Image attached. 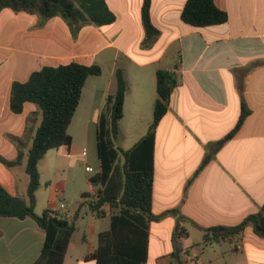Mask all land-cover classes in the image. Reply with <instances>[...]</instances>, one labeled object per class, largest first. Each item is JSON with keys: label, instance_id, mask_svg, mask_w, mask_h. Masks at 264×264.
<instances>
[{"label": "crops", "instance_id": "1", "mask_svg": "<svg viewBox=\"0 0 264 264\" xmlns=\"http://www.w3.org/2000/svg\"><path fill=\"white\" fill-rule=\"evenodd\" d=\"M185 1L151 0L150 18L160 35L148 47L143 46V0H106L116 17L113 24L86 25L76 37L60 17L39 26L36 15L11 9L0 12V156L4 159H16L18 150L9 137H21L28 114L37 109L27 103L21 114L10 111L13 82L24 83L43 67L71 62L101 69L99 76L87 78L72 119L89 124L86 147L76 143L68 129L71 144L49 150L38 163L35 213L72 215L67 221L73 222L74 231L62 264H96L86 258L95 252L99 234L110 229L111 216L117 212L109 204L100 207L99 215L89 208L91 195L99 188L89 180L100 171L93 139L97 152V126L103 114L108 117L106 101L116 92L117 69L123 71L127 84L118 124L140 126L137 133L123 132L118 126L116 146L123 151L144 137L152 123L156 72L169 70L177 81L155 130L151 214L157 219L148 223L144 264H264V236L257 235L252 224L236 235L204 242L206 229L236 227L264 207V0H214L228 14V21L208 27L181 20ZM242 103L249 115L215 151L236 126ZM29 146L24 144L19 165L8 168L0 163V184L8 194L24 200ZM209 153L211 159L195 175ZM79 164L85 177L76 187L77 180L71 184L67 173ZM83 194L87 195L83 198ZM44 242L45 232L33 219L0 218V264H45Z\"/></svg>", "mask_w": 264, "mask_h": 264}, {"label": "trees", "instance_id": "2", "mask_svg": "<svg viewBox=\"0 0 264 264\" xmlns=\"http://www.w3.org/2000/svg\"><path fill=\"white\" fill-rule=\"evenodd\" d=\"M214 0H186L181 11V20L193 27H208L224 24L228 14L219 9ZM151 0H143L141 8L144 28L143 46L153 43L160 31L150 18ZM11 9L36 15L38 25L60 17L67 24L72 37H76L82 27H96L113 24L116 17L109 9L106 0H0V12ZM179 61V60H178ZM98 65L85 66L75 62L57 67H43L33 72L24 82H13L10 88L9 109L13 114H21L24 105L33 104L40 112L41 120L27 136H10L18 155L8 161L0 156V163L11 168L19 165L24 157V144L30 143L26 154L25 171L29 177L26 199L12 196L0 184V218H31L45 232L43 255L45 264H62L66 247L74 231L73 222L59 218L53 211L44 210L41 215L34 211L36 192L40 187L38 163L51 149L71 144L69 126L79 105L82 89L89 76H99ZM123 71L115 72L116 92L106 101L108 117L103 114L97 126V154L100 171L90 178L97 189V201L89 202V208L96 215L100 207L109 204L113 211L108 231L98 236V247L86 259L96 264H144L147 256L148 223L157 217L151 214L154 177L155 130L168 110L169 100L177 84L175 74L169 70L156 72V100L153 106V119L148 131L131 149L117 147L118 122L122 118L123 104L127 90ZM35 113V112H34ZM250 111L242 103L241 113L234 129L216 145L215 151L231 139L240 129ZM28 116L26 122L28 121ZM120 156L123 163L120 166ZM211 154L205 156L200 170L209 162ZM87 194H83L84 198ZM247 224H252L259 236H264V207L256 214L248 216L233 228L212 227L205 230L204 242L219 237L236 235ZM212 234V237L209 235Z\"/></svg>", "mask_w": 264, "mask_h": 264}, {"label": "rangeland", "instance_id": "3", "mask_svg": "<svg viewBox=\"0 0 264 264\" xmlns=\"http://www.w3.org/2000/svg\"><path fill=\"white\" fill-rule=\"evenodd\" d=\"M28 117H29L28 121L27 122L25 121V124H27V127H26L27 136H30L32 134V131H34V129L39 124L41 120V116H40V112L36 109V111H31L28 114ZM117 125L120 127L121 131L123 132H126L127 129H131L132 131L137 133L140 130V126L137 124H136L137 126H134L133 124H117ZM88 127H89V124H85L84 121L81 124H77L75 120L71 122V125L69 127V133L74 137L75 142L84 147H86V136H87ZM30 129L32 130L31 132L29 131ZM121 141H122V136H121ZM121 141H119V143ZM93 142L95 144L94 145V152H95L94 159L96 160L97 159L96 138L93 139ZM120 162L121 163L123 162V158L121 156H120ZM82 168L83 166L79 164V168H77L76 170L72 172L67 173L68 179L71 184L73 183L72 181L77 180L76 187L82 184L84 177H85L82 173ZM72 187H75V186H72ZM78 199H80V195L78 196ZM66 201H67L66 202L67 204L73 203L72 202L73 200L72 201L66 200Z\"/></svg>", "mask_w": 264, "mask_h": 264}, {"label": "built area", "instance_id": "4", "mask_svg": "<svg viewBox=\"0 0 264 264\" xmlns=\"http://www.w3.org/2000/svg\"><path fill=\"white\" fill-rule=\"evenodd\" d=\"M86 171H87V172H90V173L93 172L92 168H90V167H86ZM90 201H91V202H96V201H97V192H94V193L91 195ZM62 207H63V206H62ZM70 217H72V215H71V214H67L66 212H64V213L62 214V216H59V218L64 219V220H67V219L70 218Z\"/></svg>", "mask_w": 264, "mask_h": 264}]
</instances>
